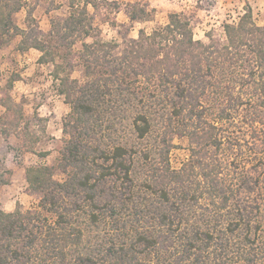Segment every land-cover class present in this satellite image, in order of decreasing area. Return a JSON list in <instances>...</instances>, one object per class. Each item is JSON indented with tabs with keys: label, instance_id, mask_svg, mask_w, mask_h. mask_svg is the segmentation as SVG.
<instances>
[{
	"label": "trees",
	"instance_id": "trees-1",
	"mask_svg": "<svg viewBox=\"0 0 264 264\" xmlns=\"http://www.w3.org/2000/svg\"><path fill=\"white\" fill-rule=\"evenodd\" d=\"M25 1L0 0V35L41 51L70 111L58 163L26 168L38 208L0 210V264H264V25L252 8L224 23L223 36L208 31V41L174 11L119 42L98 37L90 14L105 0H69L49 31L14 21ZM120 8L109 1L102 21L117 25L110 12ZM154 13L127 5L133 22ZM78 65L83 81L73 76ZM0 104L9 134L23 111L9 92ZM128 117L131 140L112 137ZM184 136L189 154L174 168L170 153ZM10 174L0 172V184ZM81 216L108 225L87 249Z\"/></svg>",
	"mask_w": 264,
	"mask_h": 264
},
{
	"label": "rangeland",
	"instance_id": "rangeland-1",
	"mask_svg": "<svg viewBox=\"0 0 264 264\" xmlns=\"http://www.w3.org/2000/svg\"><path fill=\"white\" fill-rule=\"evenodd\" d=\"M109 1L120 3L119 11L110 12L111 17H116L117 25H113L110 20L102 21L106 16ZM137 1L148 3L155 9L152 20L144 22L130 20L127 5ZM247 5L252 8L256 22L264 25V0H105L100 10L89 6V11L94 17L95 25L99 27L98 37L103 39H116L122 42L127 37H137L140 28L151 32L165 25L169 13L176 11L190 19L196 38L208 41V31L216 37L223 36V24L236 22L245 12ZM69 12V0H26L21 10L13 13V19L22 28H26L31 21L37 22L43 30L49 31L52 19H62ZM20 39L21 36L9 38L8 35H0V87H5L10 79H14L12 88H0V95L9 92L12 100L23 111L20 128L10 129L9 134L4 132L3 127L10 125L4 119L0 120V172L5 169L11 171L9 183L0 184V210L4 211H13L17 207L24 211L38 208L39 199L29 188L26 168L32 165L58 163L63 120L70 111L69 105L57 90V82L52 74L53 65L40 62L41 51L36 48L20 50L18 48ZM92 40V37L87 38V41ZM80 45L78 43L76 48ZM73 76L84 80V69L81 65L76 67ZM6 113V108L0 104V116ZM8 116L10 120L14 118L13 113ZM129 120L128 117L121 125L119 123V130L112 137L130 141L126 135V130L129 129V124L126 123ZM153 136L155 138V135ZM139 142L141 145L143 142L148 145L154 140L149 137ZM175 143L178 147L171 151L170 160L174 168H179L189 154V141L184 136L176 138ZM31 144L34 147L32 151L27 149ZM43 151L49 152L43 155L41 154ZM138 161L141 167L143 161ZM56 177L62 180L65 175L58 170ZM137 177L141 179L143 173L138 172ZM76 223L83 229L85 249L93 246L98 233L101 231L104 233L106 231L104 227H108L104 223L96 227L89 223L86 217L83 219V216Z\"/></svg>",
	"mask_w": 264,
	"mask_h": 264
}]
</instances>
